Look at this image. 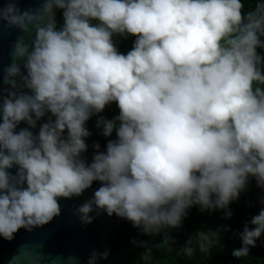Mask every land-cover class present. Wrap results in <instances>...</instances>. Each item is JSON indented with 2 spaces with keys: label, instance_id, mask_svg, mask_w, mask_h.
Returning <instances> with one entry per match:
<instances>
[{
  "label": "clouds",
  "instance_id": "clouds-1",
  "mask_svg": "<svg viewBox=\"0 0 264 264\" xmlns=\"http://www.w3.org/2000/svg\"><path fill=\"white\" fill-rule=\"evenodd\" d=\"M56 9L63 10L59 28ZM243 9L242 0L0 6V23L35 29L31 45L17 38L3 70L10 90L0 95V237L49 224L61 215L60 198L80 197L95 182L75 209L80 222L93 223V212L115 215L145 235L180 228L192 207L224 210L230 219L250 178L264 188V87H254L264 86V0ZM114 34L136 37L126 55ZM113 102L119 115L96 126L116 139L106 151L94 144L87 163L86 124ZM49 113L54 119L34 134ZM22 122L28 127L17 131ZM250 224L238 234V259L264 234V208ZM108 255L93 251L87 264Z\"/></svg>",
  "mask_w": 264,
  "mask_h": 264
},
{
  "label": "trees",
  "instance_id": "trees-1",
  "mask_svg": "<svg viewBox=\"0 0 264 264\" xmlns=\"http://www.w3.org/2000/svg\"><path fill=\"white\" fill-rule=\"evenodd\" d=\"M242 2L243 12L247 14L255 10L261 0ZM63 23V10H60L56 25L59 28ZM92 23L95 25L100 22L93 20ZM112 39L118 52L126 55L133 48L136 37L114 34ZM258 52L264 56V48L258 49ZM258 67L264 69V64ZM256 86L264 87L258 84ZM118 115L119 108L113 102L106 106L99 116L93 115L87 122L86 127L92 133L86 138L88 150L84 152L88 156V163H91L96 152L94 144L99 142V150L106 151L108 139H116L115 132L109 138L104 137L101 134L102 129L96 126L97 120L100 117L111 120ZM47 116L50 118L51 114ZM93 186L98 188L100 184L95 182ZM262 208L264 188L257 185L255 178H250L239 199L230 205L232 212L230 219L226 218L224 210L202 212L199 207H192L180 228L167 229L158 235H145L123 219L121 230L114 242L100 251L108 250L109 255L106 259H98L97 264H264V234L256 241V246L251 248L247 256L238 259L232 255L234 249L241 247L239 232L243 231L245 224L252 226L250 224L252 217ZM224 226L230 230L222 231L221 228Z\"/></svg>",
  "mask_w": 264,
  "mask_h": 264
},
{
  "label": "water",
  "instance_id": "water-1",
  "mask_svg": "<svg viewBox=\"0 0 264 264\" xmlns=\"http://www.w3.org/2000/svg\"><path fill=\"white\" fill-rule=\"evenodd\" d=\"M7 0H0L3 6ZM21 10L39 9L42 0H17ZM61 9H56L54 19ZM23 36L26 43L31 45L35 36V29L23 32L19 28L8 27L7 23H0V95H7L10 86L4 83V69L13 62L12 46L18 37ZM23 71V61H19ZM18 84L22 83L19 77ZM27 91V89H21ZM46 115L37 122V127L31 129L34 134L39 131V126L46 123ZM28 127L21 123L20 128ZM81 159L88 163V156L81 154ZM12 174L16 167L9 169ZM26 186V185H25ZM96 187L88 189L80 197L71 199L60 198L61 215L55 217L49 224L33 229L31 232L20 229L11 241L0 237V264H86L93 251L100 252L116 239L122 227L123 219L115 215L112 217L102 214L96 216L94 222L84 225L80 222L75 209L86 200L90 199Z\"/></svg>",
  "mask_w": 264,
  "mask_h": 264
},
{
  "label": "rangeland",
  "instance_id": "rangeland-1",
  "mask_svg": "<svg viewBox=\"0 0 264 264\" xmlns=\"http://www.w3.org/2000/svg\"><path fill=\"white\" fill-rule=\"evenodd\" d=\"M256 86V85H255Z\"/></svg>",
  "mask_w": 264,
  "mask_h": 264
}]
</instances>
